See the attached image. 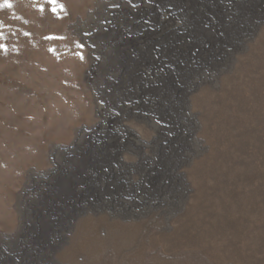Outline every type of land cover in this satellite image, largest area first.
I'll return each instance as SVG.
<instances>
[{"label": "rangeland", "instance_id": "1", "mask_svg": "<svg viewBox=\"0 0 264 264\" xmlns=\"http://www.w3.org/2000/svg\"><path fill=\"white\" fill-rule=\"evenodd\" d=\"M9 3L0 264H264V0Z\"/></svg>", "mask_w": 264, "mask_h": 264}, {"label": "snow or ice", "instance_id": "2", "mask_svg": "<svg viewBox=\"0 0 264 264\" xmlns=\"http://www.w3.org/2000/svg\"><path fill=\"white\" fill-rule=\"evenodd\" d=\"M52 2L55 3L56 0H52ZM4 3H5L6 6L11 7V4L9 3V0H4Z\"/></svg>", "mask_w": 264, "mask_h": 264}]
</instances>
